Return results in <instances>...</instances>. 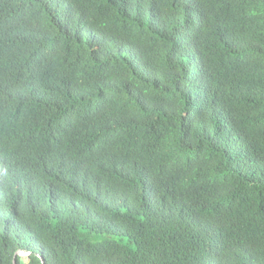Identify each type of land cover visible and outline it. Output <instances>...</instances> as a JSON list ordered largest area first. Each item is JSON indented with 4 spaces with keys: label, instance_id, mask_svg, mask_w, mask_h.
Returning <instances> with one entry per match:
<instances>
[{
    "label": "trees",
    "instance_id": "trees-1",
    "mask_svg": "<svg viewBox=\"0 0 264 264\" xmlns=\"http://www.w3.org/2000/svg\"><path fill=\"white\" fill-rule=\"evenodd\" d=\"M41 259L264 264V0H0V264Z\"/></svg>",
    "mask_w": 264,
    "mask_h": 264
},
{
    "label": "water",
    "instance_id": "water-1",
    "mask_svg": "<svg viewBox=\"0 0 264 264\" xmlns=\"http://www.w3.org/2000/svg\"><path fill=\"white\" fill-rule=\"evenodd\" d=\"M16 256L20 257H28L29 253L28 252H23V251H18L15 253ZM41 263L44 264V261L41 259ZM13 264H15V261L13 260Z\"/></svg>",
    "mask_w": 264,
    "mask_h": 264
},
{
    "label": "clouds",
    "instance_id": "clouds-1",
    "mask_svg": "<svg viewBox=\"0 0 264 264\" xmlns=\"http://www.w3.org/2000/svg\"><path fill=\"white\" fill-rule=\"evenodd\" d=\"M20 251H22V250H20ZM23 252H25V251H23ZM29 253V252H28ZM22 258H28V257H22Z\"/></svg>",
    "mask_w": 264,
    "mask_h": 264
}]
</instances>
